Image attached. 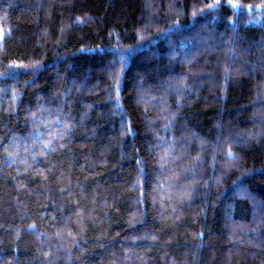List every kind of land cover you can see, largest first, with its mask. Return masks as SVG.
<instances>
[{"label":"trees","instance_id":"obj_1","mask_svg":"<svg viewBox=\"0 0 264 264\" xmlns=\"http://www.w3.org/2000/svg\"><path fill=\"white\" fill-rule=\"evenodd\" d=\"M0 264H264V0H0Z\"/></svg>","mask_w":264,"mask_h":264}]
</instances>
